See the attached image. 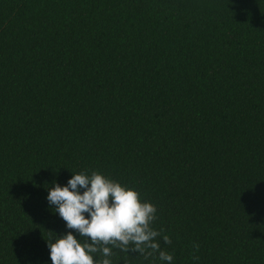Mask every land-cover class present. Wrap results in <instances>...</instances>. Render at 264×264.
Listing matches in <instances>:
<instances>
[{"label":"trees","instance_id":"trees-1","mask_svg":"<svg viewBox=\"0 0 264 264\" xmlns=\"http://www.w3.org/2000/svg\"><path fill=\"white\" fill-rule=\"evenodd\" d=\"M93 170L171 264H264V0H0V264H52L48 191Z\"/></svg>","mask_w":264,"mask_h":264},{"label":"clouds","instance_id":"clouds-1","mask_svg":"<svg viewBox=\"0 0 264 264\" xmlns=\"http://www.w3.org/2000/svg\"><path fill=\"white\" fill-rule=\"evenodd\" d=\"M53 184L47 196L52 211L76 234L68 231L46 240L52 264H113L114 249L138 252L145 259L158 253L160 261H173L156 239L162 230L152 227L156 206L142 201L133 188L96 170L73 173L66 186ZM163 241L171 244L168 235H163ZM96 254L99 258L94 259Z\"/></svg>","mask_w":264,"mask_h":264}]
</instances>
